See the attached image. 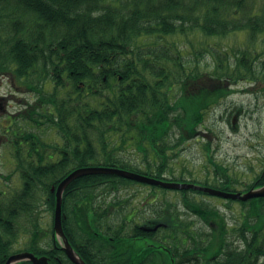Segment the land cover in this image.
<instances>
[{
  "label": "trees",
  "instance_id": "obj_1",
  "mask_svg": "<svg viewBox=\"0 0 264 264\" xmlns=\"http://www.w3.org/2000/svg\"><path fill=\"white\" fill-rule=\"evenodd\" d=\"M253 1L0 0V73L35 95L33 100H23L22 108L7 116L6 124L1 123L0 134L12 149L20 180L16 190L19 230L13 238L17 245L23 243L11 250L13 238L0 237V264L10 253L25 250L46 256L48 264H73L52 225L50 231L41 225L39 207L53 211L50 187L78 167H119L222 190H232L235 184H243V190L264 184V167L244 183L231 176L228 167L213 161L208 145L204 148L215 167L216 182L187 179L183 173L176 177L171 163L177 154L175 146L196 134L207 110L226 94L223 82L264 81V47L254 51L253 44L232 53L205 47L213 62L206 71V66L201 70V57L196 53L195 57L184 56L185 44L176 35L201 32L223 37L248 29L255 40L264 31V16L252 12ZM52 129L60 144L43 137ZM127 146L133 155L122 153ZM166 173L173 176L166 177ZM135 184L147 185L99 173L77 177L65 188L64 233L87 264H173L172 259L177 264H264V198L241 202L244 210L237 232L242 248L237 250V260L236 251L225 250L222 262L225 237L219 207L190 195L206 193L176 190L184 212L210 222L209 232L202 226L193 227L195 221L179 209L177 225H161L163 234H159L158 223L170 225L171 216L163 210L154 212L149 194L144 197L142 221L155 228L126 227L128 196L122 192ZM107 197L115 210L110 211V233L80 234L107 220L106 213L93 210L101 203L99 198ZM165 203L170 206L164 197ZM3 227L10 234V227ZM145 230L147 241L137 239ZM82 239L88 243L80 246ZM163 241L172 259L159 244L148 245Z\"/></svg>",
  "mask_w": 264,
  "mask_h": 264
},
{
  "label": "rangeland",
  "instance_id": "obj_2",
  "mask_svg": "<svg viewBox=\"0 0 264 264\" xmlns=\"http://www.w3.org/2000/svg\"><path fill=\"white\" fill-rule=\"evenodd\" d=\"M115 3V2H113ZM252 12L257 15L264 16V0H254L250 6ZM176 39L185 44L183 54L185 57L200 58L201 70L206 66V71L211 70L213 62L210 55L203 50L214 47L221 48L224 51L232 53L237 48H246L254 44V48L259 50L264 47V31L257 35L255 40L251 39L248 29L235 30L227 33L225 36H208L201 32L178 34ZM251 37V38H250ZM202 51V52H201ZM203 53V54H200ZM262 57V54L260 55ZM264 57V56H263ZM206 82V80H205ZM207 83V82H206ZM17 80L12 79L8 74L0 73V96L5 97L6 111L0 113V133L2 132L1 123H7L5 120L6 114H16L18 109H21L23 100H33L35 95L31 92H26L25 87L21 86ZM226 94L220 97L217 104L208 109L204 115V120L196 127V134L187 139L185 142L175 146L177 151L176 157L173 158L172 164L176 177L181 176L189 179L200 181L216 182L215 167L211 162H208L207 150L205 145H208L209 154L213 161L229 167L231 176L244 181L251 182L255 174L261 171L264 167V81H248L236 79L234 82H223ZM175 94H179V89L174 88ZM177 95H174L177 96ZM38 131L36 128H30ZM47 142L60 144L61 140L56 130L52 129L42 134ZM0 149L3 153L0 156V172L10 173L13 163L11 162V148L7 143H3ZM130 146L126 147V151H122L126 155H133L130 152ZM134 153V151H133ZM125 155V156H126ZM127 157V156H126ZM191 172V175L189 174ZM170 177L173 175H165ZM16 177V187L20 185L19 175ZM14 177V180H15ZM235 188H243V184H235ZM233 188V187H231ZM163 193L159 189H151L150 185H134L122 192L123 195L130 196V193H135L133 203H146L145 196L150 192ZM165 194L169 197H179V192L167 191ZM193 197L199 200H204L212 205L224 208H219L222 219L224 214L236 216L240 218V211L244 210L243 204L236 200H224L219 196H199L190 193ZM161 195L157 201L160 200ZM179 199V198H178ZM155 203L159 202H153ZM178 205V209L182 210V214L188 215L189 219L194 220L195 226H202L208 229L207 226L198 222L195 216L189 212H184L182 206ZM41 225L48 231L51 229L52 212L46 209L45 205L39 207ZM23 242L20 241L15 247L18 249Z\"/></svg>",
  "mask_w": 264,
  "mask_h": 264
},
{
  "label": "flooded vegetation",
  "instance_id": "obj_3",
  "mask_svg": "<svg viewBox=\"0 0 264 264\" xmlns=\"http://www.w3.org/2000/svg\"><path fill=\"white\" fill-rule=\"evenodd\" d=\"M1 99V98H0ZM3 111H6V108L3 106L2 102H0V113H2ZM6 115H11L10 114H6ZM3 136L0 134V147H2L3 145ZM3 153V151L0 149V156ZM10 158H11V162L13 163V167L11 168L10 174L8 175L7 173H2L0 172V237L2 239V236L4 237H11V238H15L16 235H18V230H19V226H18V205H17V197H16V177L15 175L18 174V170H17V164L15 163V160L12 156V152L10 154ZM2 163V161L0 162ZM15 177V180H14ZM137 185V184H135ZM134 186V185H133ZM161 190V189H160ZM167 191H163V193H157L154 191H150L148 194L152 197V201L154 202H159V203H155V206H153L152 210L155 212L157 211H161L165 213L167 216H171V218H169V221L171 222L170 225H168V223H164V222H159L158 223V232L159 234H163V230H162V226L165 227H170L173 228L177 225V217L176 215L178 214V205H179V197L177 196H172L170 195L169 197L167 196V194H165ZM136 195L135 193H130V196L128 194V198L126 199V202L128 203L124 209H125V221H126V227L128 230H131L132 225H135L139 228H143V229H153L155 227H153V225L150 226H146L145 223H143V219H142V209L144 208L143 204L138 202V203H133L132 202V198L133 196ZM159 195H161L160 200L157 201V199L159 198ZM164 197L166 199H169L170 202V206H168L167 203L163 204V200ZM226 200V199H224ZM99 201H101V203H99L98 205H96L94 209L96 210H100L102 213H106L105 215L108 217L107 220H100L97 222L96 225L91 226V228L87 231H80V234H91L93 237H97L99 233L103 234V230L105 233H110V211L114 212V206H112L113 204H110V198L107 197L105 200H103L102 198H99ZM111 205V206H110ZM166 205V207H165ZM225 204H222L221 207L219 208H224ZM153 214V212H151ZM104 215V214H103ZM102 215V217H103ZM240 218H237L236 216H232V215H226L224 214V220H223V226L221 227V232L222 235L225 237V242H224V248H223V252L221 254V257H219L221 259L222 262H224V252L228 251L230 253H232L233 251H236V256L235 259L237 260V253L240 252L237 251L238 249L242 248V245L240 240H239V236H238V232L237 230L239 229V227L242 225L241 223V214ZM104 221L107 222V224H104ZM134 221V222H133ZM198 222L201 224H204L205 226H207V224L209 225L210 222L208 223H204L202 222V220L198 219ZM195 223V222H194ZM6 225V227H10L11 232L10 234H7L5 228L3 227V225ZM82 226V225H81ZM99 227V230H96L95 228ZM193 227H198L195 226L193 224ZM200 227V225H199ZM208 227V226H207ZM106 229V230H105ZM157 229H155V231L153 232L154 234H157ZM147 230H145L144 233L141 234V236H139L140 239L141 237H143V241H147L146 238V232ZM207 231L209 232L210 229L208 227ZM174 232L178 233L177 230L174 229ZM108 236V240L110 241V235ZM12 239V243H11V250H13L15 247H17V241L15 242V239ZM88 240L82 239L80 241V246H82L83 244H87ZM160 245V249H162L166 254H169L170 258L173 255V253L171 251H169V247L168 244L166 242H162V243H148V245L150 246H157ZM226 250V251H225ZM219 255V254H218ZM218 255L213 256L214 260L216 259V257ZM130 258L132 260V257L130 256L128 258V263H130ZM172 259V258H171ZM173 260V264H177L178 260L176 259H172Z\"/></svg>",
  "mask_w": 264,
  "mask_h": 264
},
{
  "label": "water",
  "instance_id": "obj_4",
  "mask_svg": "<svg viewBox=\"0 0 264 264\" xmlns=\"http://www.w3.org/2000/svg\"><path fill=\"white\" fill-rule=\"evenodd\" d=\"M98 173H108L116 174L123 176L125 178L159 185L166 188H175V189H196L203 191L205 193L216 195L224 198L238 199V200H247L249 198L255 197H264V184L255 188H250L244 192H231L223 191L220 189L212 188L209 186L194 184L190 182H176V181H166L157 179L154 177L142 175L136 172L125 170L117 167L110 166H83L71 170L56 186H52L50 189L54 192L55 195V206H54V219H53V228L57 238L59 239L61 246L66 253L67 257L74 264H86L81 257L75 252L72 248L68 239L66 238L62 224H61V203H62V193L66 186L75 178L88 175V174H98ZM30 261L31 264H48L47 258L45 256H36L29 251H20L13 253L7 257L4 264H16L21 261Z\"/></svg>",
  "mask_w": 264,
  "mask_h": 264
}]
</instances>
